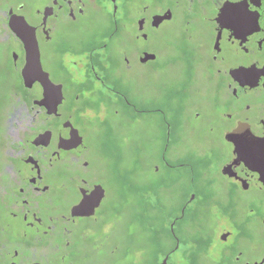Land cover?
I'll return each instance as SVG.
<instances>
[{
  "label": "flooded vegetation",
  "instance_id": "flooded-vegetation-1",
  "mask_svg": "<svg viewBox=\"0 0 264 264\" xmlns=\"http://www.w3.org/2000/svg\"><path fill=\"white\" fill-rule=\"evenodd\" d=\"M48 6L45 24L41 11L32 26L52 92L38 81L23 84L25 51L9 27L23 7L0 9V58L9 38L20 45V52L7 51L20 84L0 75L1 83L8 80L0 98V209L49 238L36 246L0 244L8 264H67L72 239L86 236L67 223L94 219L102 205L106 192L89 175L96 167L88 143L110 111L118 113L115 104L124 118L142 111L154 121L162 139L155 172L169 173L172 196L181 202L174 226L193 233L190 264H264V0H51ZM90 14L105 28L64 35L50 47L62 22ZM40 41L49 48L47 65ZM194 135L221 139L229 155L219 161V149L209 144L194 160ZM71 187L78 197L62 212L58 202ZM95 189L103 194L94 214L72 216ZM174 226L170 254L180 242Z\"/></svg>",
  "mask_w": 264,
  "mask_h": 264
},
{
  "label": "rangeland",
  "instance_id": "rangeland-1",
  "mask_svg": "<svg viewBox=\"0 0 264 264\" xmlns=\"http://www.w3.org/2000/svg\"><path fill=\"white\" fill-rule=\"evenodd\" d=\"M50 2L0 0V9L20 5L23 7L21 15L30 25H34L40 22L38 12L43 11ZM92 17L99 18L90 14L75 23L62 22L53 31L50 47L58 45L64 35L92 34L105 28L95 24ZM49 21L52 22L53 18ZM147 33L153 47L154 32L147 29ZM40 46L43 62L47 65L49 48L41 41ZM3 50L0 75H6L11 83L19 85L20 76L7 57V51L20 52V45L9 38ZM149 80L153 82V77ZM7 82L1 83L0 80V98ZM151 89L150 86L146 87V90ZM147 98L146 102L149 101ZM113 108L118 113L110 111L107 124L98 127L88 143V157L96 167V174L89 175L93 181L102 183L106 194L94 219L81 218L67 223L68 226L72 224L74 232L86 230V236L77 241L72 239L73 244L65 251V261L67 264H162L167 257V264H190L186 253L194 250L191 244L193 233L174 226L173 219L179 212L181 202L172 196L169 173L162 175L155 172L160 165L162 139L154 134V121L142 111L135 112L134 118H124L122 114L127 112L121 104H115ZM209 144L219 149V161L229 155V148L221 139L194 135L190 138L194 160L206 152ZM213 157L217 158L216 154ZM77 197L71 187L58 202L59 209L62 212L67 210ZM172 224L180 242L178 251L170 254L168 251L174 245L170 234ZM50 240H55V244L60 243L55 236ZM48 241L49 238L26 228L20 218L11 217L0 209V244L17 243L26 247L44 245ZM55 257L52 256V260ZM8 262L9 251H0V264Z\"/></svg>",
  "mask_w": 264,
  "mask_h": 264
},
{
  "label": "water",
  "instance_id": "water-1",
  "mask_svg": "<svg viewBox=\"0 0 264 264\" xmlns=\"http://www.w3.org/2000/svg\"><path fill=\"white\" fill-rule=\"evenodd\" d=\"M52 10L51 6H47L43 10L42 24H45L47 17ZM9 27L11 31L21 40L25 51V62L21 69V77L23 84L30 87L33 82L38 81L44 91H53V85L48 78V74L43 71L40 62L39 46L36 38V27L30 25L22 15L12 14L9 18ZM145 58L150 57L144 54ZM42 102V101H41ZM44 102V100H43ZM103 190L95 189L90 196L72 207V216H91L95 209L99 206L102 198ZM162 264H167V257Z\"/></svg>",
  "mask_w": 264,
  "mask_h": 264
}]
</instances>
